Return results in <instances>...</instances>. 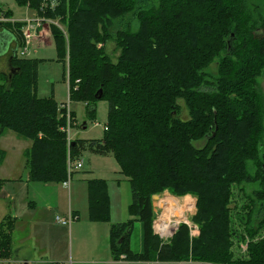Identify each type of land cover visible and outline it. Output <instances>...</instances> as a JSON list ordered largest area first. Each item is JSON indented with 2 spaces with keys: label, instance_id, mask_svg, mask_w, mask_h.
I'll return each mask as SVG.
<instances>
[{
  "label": "trees",
  "instance_id": "obj_1",
  "mask_svg": "<svg viewBox=\"0 0 264 264\" xmlns=\"http://www.w3.org/2000/svg\"><path fill=\"white\" fill-rule=\"evenodd\" d=\"M14 1L63 24L64 32L50 23L58 61L68 55L69 99L84 102L90 117L97 101L107 102L102 136L67 143L65 109L51 96H36L37 60L16 51L9 71H0V134L10 129L30 139L25 154L29 179L63 182L68 162L82 152L110 154L127 178L131 196L130 218L109 226L114 259L151 261L154 252L157 261L173 264H264V234L254 239L264 230V103L257 86V77L264 75V13L259 3ZM127 15L137 21L135 30ZM108 42L118 50L115 60L106 52ZM215 58L216 73L210 74L206 67ZM179 100L186 118L179 117ZM244 182H258V188L245 193L241 235L231 228L230 202L233 185L240 189ZM87 184L89 219L109 221L106 181L94 177ZM2 185L0 178V189ZM164 190L195 196L191 221L197 235L188 237L187 225L180 222L160 242L152 228L151 196ZM135 221L142 224L140 252L130 247ZM12 229L13 220L5 215L0 259L12 254ZM244 236L245 253L235 256L234 247Z\"/></svg>",
  "mask_w": 264,
  "mask_h": 264
},
{
  "label": "rangeland",
  "instance_id": "obj_2",
  "mask_svg": "<svg viewBox=\"0 0 264 264\" xmlns=\"http://www.w3.org/2000/svg\"><path fill=\"white\" fill-rule=\"evenodd\" d=\"M255 3H259L261 6L262 12L264 13V0H254ZM261 2V3H260ZM0 10H9L10 14L7 16L2 12H0V28H7L13 31L18 37L19 41L22 38V29L24 25V21L26 19H31L34 21L32 23L33 27V36L35 37V33H38V29H41L43 17L37 15L34 17L35 11L31 8L26 6H19L15 3L14 0H0ZM37 18V19H35ZM24 19V20H23ZM45 19V18H44ZM23 20V21H22ZM125 20H129L131 23L130 28L135 30L137 28V21L131 15H127ZM17 24V22H21ZM62 23H56L54 27L59 26L62 28ZM39 27V28H37ZM49 29V30H48ZM48 34L50 32L51 38V24L48 26ZM64 30V26L62 31ZM64 32V31H63ZM33 37V38H34ZM32 38L30 45L28 46L27 52L21 54V51H17V55L20 57L25 58H33L37 60L36 66V87H35V94L37 97H46L51 96L58 104L60 108V104L65 102L66 99L69 101V105L71 107L72 101L69 99V84H68V55L65 54L64 58V65L63 62L58 61V54L55 47V44L50 41L49 44H44L39 41H35ZM21 45V44H19ZM106 52L109 54L112 60H115L116 56L118 55V50L115 48L113 42H108L105 46ZM218 64V58H215L207 67L206 71L210 74H215ZM4 66V69H3ZM2 69V70H1ZM0 71H4L5 73L8 72L3 62H0ZM257 86L260 90V97L264 103V75L261 74L257 77ZM75 102H73L74 104ZM76 109L75 113L72 111L69 114L70 125H69V134L71 140L73 138H84V139H95L100 138L104 132L102 126L106 123V112H107V102L105 100H99L95 106V113L93 117L87 115V107H85V103L78 101L75 103ZM179 106V117L186 118L187 109L182 100L178 102ZM66 119V117H65ZM85 122V129H82V124ZM66 126V125H65ZM64 126V127H65ZM67 143L69 138L66 135ZM263 143H264V133H263ZM31 142L30 139L22 137L10 129H5L0 134V150L3 152L2 157L0 158V178L3 179V184L7 183L6 191L12 195V206L13 209H16L17 212H21L23 208V199L26 191L30 188V186H26V167H25V154L26 150L30 148ZM199 145V143H197ZM82 163V167L77 168L76 170H72L73 177H81L85 175V177H104L110 182L111 192L114 196L113 188L116 186L112 183V179L116 176L115 170L118 169V164L115 159L109 154V156H104L102 154H97L91 151H84L82 152L81 156L79 157ZM7 178H14L15 180H5ZM17 180H21V182H17ZM32 183V182H31ZM50 184V183H49ZM61 184V183H60ZM56 187L59 186V183H53ZM52 187L48 188L49 194H45L48 196V201L51 203L52 210L48 211L50 220L52 217L57 215L59 217L62 216V213L66 211L67 204H68V193L67 189L58 191V197L51 193ZM239 187L233 185L232 187V198H231V228L235 229L237 234L245 235V224L243 223L242 219L240 218L241 215L247 212V209L242 208L244 204L247 203L246 194H251L253 191L258 188V182L252 183H242ZM4 193V192H2ZM246 193V194H245ZM166 198L174 199L178 198L179 200L186 199V210L183 211V216L173 215L171 214L169 217L170 223H174L177 221L175 228L170 233H162L158 231L159 229L155 228V221L158 219L159 215L161 217H165L171 211V202L170 204L161 205ZM5 204L3 205V213L7 216L10 215V207L7 205L8 199L5 198ZM160 201V204H159ZM151 204L153 208L154 218L152 221V228L153 232L156 233L159 238L161 239V243L166 242L168 238L172 236L175 232L179 223H185L188 227V237H193L198 234V230L196 225L191 221V217L196 212V198L192 194H185L181 196H176L168 191L164 190L159 194H153L151 196ZM44 205L43 201H41V206ZM11 206V205H10ZM24 208H26L24 206ZM6 210V211H5ZM6 212V213H5ZM166 214V215H165ZM4 215V216H5ZM4 216L0 217V221ZM115 218H118L115 216ZM171 218V219H170ZM258 224V219H254L251 223L253 227ZM87 224L81 225V230L79 232L73 230V232L68 231V226L55 224L56 226V235L57 240L59 241L58 245L61 248V240L65 245V252L69 251V248L72 249L76 247V245L88 246V243L92 242L93 236L87 230ZM138 223L133 225L131 231V247L135 251H139L141 249L140 237H139V230H138ZM264 234V230H260L258 234L254 237L257 239ZM167 235V236H166ZM69 237V239H68ZM248 241V237L244 236V239L238 241L236 243L235 249V256L242 255L246 248V242ZM159 245V244H158ZM155 249V248H154ZM12 256V254H11ZM11 256L5 259H0V264H8L6 261L11 259ZM154 252L151 254L153 260H151L152 264H173V262L169 261H157L154 258ZM190 262V261H189ZM11 263V261H10ZM12 264V263H11ZM46 264V263H40ZM191 264H195V262H191ZM199 264V263H196Z\"/></svg>",
  "mask_w": 264,
  "mask_h": 264
},
{
  "label": "crops",
  "instance_id": "obj_3",
  "mask_svg": "<svg viewBox=\"0 0 264 264\" xmlns=\"http://www.w3.org/2000/svg\"><path fill=\"white\" fill-rule=\"evenodd\" d=\"M33 14L34 17H37L35 13ZM41 20H44L41 23V26L43 27L38 29V33L35 34L33 39L36 42L39 41L44 44H49L51 40L53 42V39L51 38L50 32L48 34V26L50 23H55V21L46 18ZM0 32H7L10 35L9 40L0 42V62H3L6 69L9 71V58L14 51H17L19 47V37L13 31L7 28H0ZM75 103H71V108L73 107L72 111L74 113L76 109ZM85 127L86 126L84 122L82 124L81 130L85 129ZM102 155L106 157L109 156V154ZM25 167V184L26 186L29 185L30 188L24 195L23 208L20 213L17 212L16 209H13L12 195L9 194L5 188L7 183H4L0 189V217L5 215L3 213V205L5 204L4 199L7 198V205L10 207V215L13 220L12 256L10 260L8 259V261H6L8 264H152L151 261H128L121 258L122 256L118 259H114L109 249L108 234L110 224L123 222L130 218V215L127 211L128 205L131 202L129 183L127 178L118 172L119 167L115 170L116 176L112 179V183L116 186V188L112 189V191H114V196L111 192L110 182L104 177H96L104 179L107 184V192L109 196V221L106 222L91 221L89 219L87 180L94 177L87 178L85 175H82L81 177L77 176L74 178L72 176V173L74 172H70L66 180L67 184H64V181H31L28 176V168L26 164ZM5 180L14 181L15 179L7 178ZM17 182H21V180H17ZM53 183H59V186L56 187L53 185ZM50 186H54L52 187L51 193L53 191V194L56 197H58V191L67 189L68 204L66 211L62 213L61 217H65L68 215V213H70L73 218L68 224L59 222L56 219L57 215L52 217L53 221L50 220L48 211H51L52 207L50 206L51 203L48 201V196L45 195L49 194L48 188ZM41 201H43L44 204L42 206ZM24 206L26 208H24ZM115 216L118 218H115ZM135 223H138L139 225L138 230L141 249L139 251L132 249L131 235L130 247L133 251L140 252L143 248L142 224L138 221H135L134 224ZM55 224H61L63 226L66 225L68 226V231L71 232H73V230L79 232L81 230V225L87 224V230L93 236V240L92 242L88 243V246L76 245L74 250L72 249L71 244V249L69 248V251L65 252V245L62 240L61 248L58 245L59 241L57 240Z\"/></svg>",
  "mask_w": 264,
  "mask_h": 264
},
{
  "label": "built area",
  "instance_id": "obj_4",
  "mask_svg": "<svg viewBox=\"0 0 264 264\" xmlns=\"http://www.w3.org/2000/svg\"><path fill=\"white\" fill-rule=\"evenodd\" d=\"M37 19V18H35ZM34 21H31V19H26V21H24V25H23V28L22 29V38H23V44H21L17 51H21V54H24L27 52V49H28V44L29 42L32 40V38L34 37L33 35V27H32V23ZM60 107L62 109H65V117H66V126L63 127L64 131L66 132V135L67 137L69 138L68 142L71 140L70 138V134H69V125H70V120L69 119V114L71 113V107L69 105V101L68 99H66L65 102L61 103L60 104ZM103 129L105 130L106 129V125L104 124L103 126ZM82 163H81V160L80 159H77L75 161H69L68 162V167H67V172L68 174L70 172H72L73 169H77L79 167H81ZM64 184H67L66 180L63 182ZM72 215L70 213H68L67 216L65 217H58L56 216V219L63 223V224H68L71 220H72ZM159 231V230H158ZM167 236V235H166Z\"/></svg>",
  "mask_w": 264,
  "mask_h": 264
},
{
  "label": "bare ground",
  "instance_id": "obj_5",
  "mask_svg": "<svg viewBox=\"0 0 264 264\" xmlns=\"http://www.w3.org/2000/svg\"><path fill=\"white\" fill-rule=\"evenodd\" d=\"M31 41L29 42L28 46L30 45ZM22 44H23V38H22ZM186 199L187 198H184L183 200H179L178 198H174V199L166 198L165 200L164 199L161 200L163 201V203H161L162 206L165 205L166 203L170 204L169 202H171L172 207L170 213L167 215L165 214L166 215L165 217H161V215H159L158 219L154 222L156 229H159V231L162 233H170L175 228L177 221H174V223H170L169 217L171 214L185 217L183 211L186 210L187 207V205L185 204Z\"/></svg>",
  "mask_w": 264,
  "mask_h": 264
},
{
  "label": "water",
  "instance_id": "obj_6",
  "mask_svg": "<svg viewBox=\"0 0 264 264\" xmlns=\"http://www.w3.org/2000/svg\"><path fill=\"white\" fill-rule=\"evenodd\" d=\"M10 38V35L7 33V32H0V42H5L6 40H9ZM16 51L13 52V54L10 56L9 58V65H10V62H11V59L13 57V55L15 54ZM99 95H97L98 97L101 95V89H99ZM155 232V231H154Z\"/></svg>",
  "mask_w": 264,
  "mask_h": 264
}]
</instances>
